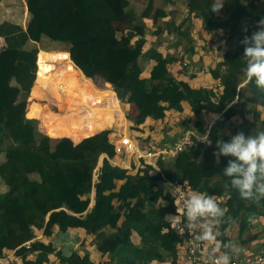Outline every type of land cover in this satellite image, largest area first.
Instances as JSON below:
<instances>
[{
	"label": "trees",
	"instance_id": "16d2710c",
	"mask_svg": "<svg viewBox=\"0 0 264 264\" xmlns=\"http://www.w3.org/2000/svg\"><path fill=\"white\" fill-rule=\"evenodd\" d=\"M259 1L244 4L234 0L222 16L192 1L190 11L204 19L205 30H226L237 41L236 52H226L224 60L212 71L224 87L221 94L175 81L167 69L174 59L161 56L154 57L158 65L152 70L151 78L140 77L138 62L142 51L133 48V35L118 37L136 21L129 0H27L30 18L26 29L10 22L0 24V38L6 43L0 53V153L5 152L6 156L0 164V178L8 187L0 194V257L10 250L23 258V264H45L50 255L58 257L62 264H94L89 254L81 256L73 252L67 256L52 242L33 241L34 228L51 237L58 226L62 233L81 228L95 236V246L99 253L109 257L108 264L162 262L166 255L176 261L182 238L172 227L176 206L169 183L186 185L191 191L205 193L215 200L226 198V214L217 237L223 243L230 242L226 233L231 221L240 222L241 234L248 230L249 217L256 219L263 214L264 199L259 204L241 199L231 188L229 178L223 175L229 158L216 159L213 153L218 150L216 142H230L229 137H216L210 145L196 142L172 159L159 160L157 168L142 166L145 174L136 180L106 158L97 181L93 180V174L102 155L115 157L105 130L116 128L114 112L120 113V100L137 108L136 118L129 119L136 126L148 118L162 120L169 110L182 112V103L187 102L197 117L203 112L240 116L243 123L232 125L236 134L243 132L247 137L264 131V121L258 125L246 119L251 113L248 104L259 98L264 100V92L254 81L242 85L246 61L241 41L257 30L256 24L264 17V11H259ZM153 10L150 0L141 18H150ZM156 16L165 18L166 13L157 10ZM245 27L247 32L243 30ZM134 29L136 34H144L143 25L138 24ZM173 31L183 38L188 36L180 27ZM44 38L69 44L68 52H40L36 44ZM143 41L140 37L137 42L141 45ZM97 78L112 84L114 90L108 85L100 90L93 82ZM157 82L163 85L150 86ZM246 88L256 96L244 101ZM45 93L54 94L61 101L78 98L81 104L77 111L63 114V121L57 116L47 119L46 135H43L37 121L42 109L36 99H44ZM236 101L237 105H232ZM74 113L79 120H74L76 117L71 115ZM63 134L75 141L96 136L74 146L68 138L58 139ZM210 135L211 129L209 139ZM168 163L172 164L171 170L164 166ZM151 170L156 172L154 180L149 175ZM121 180L125 183L118 187ZM153 182L158 189L151 188ZM93 188L95 204L88 211ZM161 199L166 205L157 207ZM169 215L171 221L167 220ZM134 233L141 238V245L132 242ZM31 254H37L36 260H27Z\"/></svg>",
	"mask_w": 264,
	"mask_h": 264
},
{
	"label": "rangeland",
	"instance_id": "374dc122",
	"mask_svg": "<svg viewBox=\"0 0 264 264\" xmlns=\"http://www.w3.org/2000/svg\"><path fill=\"white\" fill-rule=\"evenodd\" d=\"M22 0H5L4 4H0V22L2 20H9L10 23H17L20 25H23L27 27L29 16L24 12L22 9ZM130 1V7L129 9L131 12L135 14L136 21L134 23L130 24V30L125 31L124 33H119L118 37L121 39L123 36H130L133 35L131 38V44L133 45L134 49H140L142 51V57L140 58L142 62L148 63L149 60L156 61V67L158 65V61L156 60V56H161L162 59H174L170 64L176 62L177 68L176 71L170 75L175 79L177 82H185L189 84L186 81H183L179 78H175L174 76L177 75V69L179 70V73L186 72V67H183V64L185 61L190 62L191 71L192 68L193 71L197 70L195 64L196 62H203L205 63L206 60H211L209 66L211 70L206 69V73L203 75L200 74H193L190 78H202V79H210V81L213 83L209 85L208 88H199V89H208V90H215V93H219V89L224 90V87L222 85V82L219 79H215L212 75V71L217 68L218 64L220 62H216L218 59L220 61L224 60V55L228 51L236 52V39L231 36V34L223 29H219L216 31H207L205 30V23L204 19L201 16H198L197 12H191L190 7L192 5L193 0H153L154 10L152 13V16L148 19H142V13L147 7V4L150 0H129ZM200 7H203L205 9H208L211 7V4L213 0H196ZM242 3L246 4L250 2L251 0H240ZM1 2V1H0ZM234 4V0H225L224 7L218 14L219 16H222L224 11L232 6ZM259 5V11H264V0H261L258 2ZM164 11L166 13L165 18H158L156 16V11ZM84 18L83 16L80 17V20L82 21ZM151 20V21H148ZM141 24L144 26V34L138 35L136 34V25ZM181 31L187 32V37L183 38L178 34V32L173 31L174 28H179ZM151 35V36H150ZM153 35V36H152ZM140 37H143L144 41L140 45L137 41L140 39ZM154 38V39H153ZM154 41V42H151ZM55 43H61V42H54L50 39L44 38L41 43H39V48H41L43 51H48V53H66L67 51H64L65 49H59L58 46ZM63 45H67V48L69 47V44L67 43H61ZM37 45V44H36ZM37 45V46H38ZM158 45L161 46L160 49H163L164 52H159L155 47ZM32 45L31 47H33ZM98 47V46H97ZM51 50H61V51H51ZM168 50V51H167ZM50 51V52H49ZM167 51V52H166ZM173 53L171 54L168 53ZM170 55V57H169ZM193 60L195 62H193ZM192 63V64H191ZM138 65L140 66L139 62ZM146 65V64H145ZM143 65V67H145ZM167 64V69H168ZM214 66L215 68H211ZM143 68L142 66H140ZM153 67V69H154ZM206 67V66H205ZM207 68V67H206ZM224 69L220 70L223 71ZM142 71V69H141ZM169 71V70H168ZM196 73V71H195ZM142 74V73H141ZM175 74V75H174ZM141 77V76H140ZM142 78V77H141ZM93 80V79H92ZM94 84L100 89L105 90L107 88V85L114 90L113 85L110 83H105L104 80L101 78H97L96 80H93ZM219 82V83H217ZM246 83L244 82V77L242 78V85L244 86ZM163 84L157 83H150V86L152 87H158ZM208 85V84H207ZM33 89V88H32ZM27 98V108L29 106V98L31 96V92ZM196 89V88H194ZM78 92V91H77ZM46 97L44 99H36L39 102L37 105L39 106L41 110L39 116H38V128L43 133V135H46V128H47V119H52L53 117L57 116L60 118V121H63V114L72 113L74 111H77L79 109V105L81 104L80 99H75L73 97L72 101H61L57 99V96L50 93H45ZM254 95L250 89L246 88L243 91V100L246 101L247 99H250L254 97ZM52 97V98H51ZM46 98V99H45ZM19 102H21V99H19ZM122 108L127 113V118L130 120H133L136 118L138 114V110L135 107L134 104L127 103L126 100H121ZM232 105L236 106L237 101L234 102ZM231 105V106H232ZM183 107V103H182ZM191 107V106H190ZM248 109L251 110V113H248L246 115V119L250 122H257L258 125L264 121V100L263 98H259L258 101L252 102L248 104ZM170 111V110H169ZM184 111V110H183ZM182 111V112H183ZM80 112V111H79ZM174 115L173 117L170 116V114L167 116L168 124H171V127L168 128L167 126H161L158 133L162 134V137L159 139L161 143L168 144L177 138L180 137V131L184 127V129L188 128L189 125L188 122L191 123L194 119L197 121L196 126L194 123L190 124V127L194 126L195 128H198L199 130H202L204 132H207L211 129V135H210V141L214 138L218 137H229L230 139L236 135L235 130L232 128V125H240L243 123V119L239 116L236 117H230L228 113H225L223 115L221 114H214L209 112H203L200 117L195 116L193 113L190 115L189 113L184 115ZM259 114V117H255V113ZM125 113V112H124ZM73 115V118L76 117L74 120H79V116H77L75 113L71 114ZM194 117L193 120L190 118ZM166 118V117H165ZM35 120V118H33ZM48 120V121H49ZM89 120H92L89 118ZM27 122V121H26ZM151 128V125H149L146 128ZM110 127L109 130H105L108 132V138L110 143L113 136H118V134H115L119 131H112ZM138 129V128H137ZM153 129H156V127H153ZM104 132V131H103ZM102 132V133H103ZM143 132V131H142ZM199 132V131H198ZM101 134V133H100ZM99 135V134H97ZM61 138H68L66 134L62 135ZM96 135L84 137L80 139L79 141L72 140L71 138H68L72 141L74 146L82 143L84 140L89 139L91 137H94ZM56 139V140H58ZM141 139V138H140ZM10 141L7 142V144ZM6 160L5 152L0 153V164ZM104 158L100 157L99 163L97 165V168L94 170L93 174V180L97 181L98 173L100 169L98 167H102ZM101 165V166H100ZM167 170H171L172 164L168 163L164 165ZM146 169V168H145ZM145 174V170L142 167H138L136 169H133L132 171H127V175L129 177H133L134 180H136L139 176H142ZM150 178L152 180L156 179V172L152 171L149 173ZM31 178L36 179L37 177L35 175H31ZM123 183H125V180L118 181L117 185L120 187ZM156 182H153L152 189H158L156 186ZM8 190V187L6 186L4 180L0 178V194L6 192ZM95 188H93V191L90 195L91 198V204L88 209V211L94 206L95 204ZM223 203V202H222ZM157 207L165 206L166 201L161 199L159 202H157ZM172 216H167V220L171 221ZM234 222V221H233ZM55 229V228H54ZM71 229H78V228H71ZM69 231V230H68ZM67 231V232H68ZM34 234L35 239L33 241H42L44 243H54L56 248L58 250H61L65 255L70 256L73 252H78L81 256H84L85 254H89L91 257V260L94 262V264H108L109 257L107 255H102L98 252L97 248L94 247L95 245V236L92 235L90 238H86V235L84 234H76L74 231L71 232V234L65 235L66 233H57L53 230V234L51 237L44 236L43 231L40 229L34 228ZM89 235V234H88ZM132 242L135 245H141V238L137 233H134L132 237ZM30 243H28L29 245ZM10 250H5L3 252V256L7 255ZM231 254V253H230ZM2 256V257H3ZM6 257V256H5ZM18 257V256H16ZM21 259L23 264V258L18 257ZM37 258V254H31L27 256V260L34 261ZM11 261V260H10ZM9 264H15L13 260ZM45 264H62L58 257L55 255L49 256V261ZM139 264H144L143 261H141ZM147 264H176V261H173V258L169 255H166L164 261H151Z\"/></svg>",
	"mask_w": 264,
	"mask_h": 264
},
{
	"label": "clouds",
	"instance_id": "9594fccd",
	"mask_svg": "<svg viewBox=\"0 0 264 264\" xmlns=\"http://www.w3.org/2000/svg\"><path fill=\"white\" fill-rule=\"evenodd\" d=\"M224 2L225 0H213L210 12L218 15ZM256 29L250 37L245 36L241 41L246 61L243 69L244 82L254 81L256 87L264 92V17L260 18ZM243 30L247 32L246 27ZM200 139L201 142L211 144L208 133ZM216 149L218 150L213 153L216 159L220 156L229 158L223 175L229 178L231 188L238 192L241 199L259 204L264 199V131L247 137L243 132H237L230 142L218 140ZM173 190L178 191L179 188L173 187ZM181 197L183 198V193ZM225 214L226 210L212 196L200 192H193L183 198L182 206L176 207L175 226L180 231H197L202 243L213 245L209 253L211 264H231L233 255L239 252L235 244L223 243L217 238L218 226ZM249 222L255 223V218L250 216Z\"/></svg>",
	"mask_w": 264,
	"mask_h": 264
},
{
	"label": "built area",
	"instance_id": "2783aa9c",
	"mask_svg": "<svg viewBox=\"0 0 264 264\" xmlns=\"http://www.w3.org/2000/svg\"><path fill=\"white\" fill-rule=\"evenodd\" d=\"M183 67H186V71H191L190 62L185 61ZM200 73L205 74V70H201ZM114 113L117 121L114 125L122 126L125 124V117L122 110L120 109V113L118 111H115ZM120 115H122V117H120ZM209 132L210 130L201 134L194 126L190 127L189 124V127L183 131L181 137L176 142L163 147H156L152 145L153 143H148L143 146V144H140L137 139H134L125 133L120 135L113 143L115 157L111 159L106 154L102 156H106L105 158L108 159L111 165L127 171H132L133 169L146 165H151L157 168L159 160H168L176 157L184 150L192 147L196 142H201L200 138L206 133H208L209 139ZM173 187H178L179 190L174 191ZM169 189L172 190L174 204L176 207L182 206L183 198H187L193 193L188 186L177 183H169ZM181 193H183V198L181 197ZM215 201L221 208L226 210L223 198H217ZM220 224L218 226L219 232ZM175 225H177L176 215L172 219V227L182 238V243L178 246L179 252L176 264H211L209 253L213 245L202 243L198 239L197 231H180L179 227ZM231 264H264V246L259 249L257 255H255L252 259L239 256L237 258H233Z\"/></svg>",
	"mask_w": 264,
	"mask_h": 264
},
{
	"label": "crops",
	"instance_id": "0c3cea01",
	"mask_svg": "<svg viewBox=\"0 0 264 264\" xmlns=\"http://www.w3.org/2000/svg\"><path fill=\"white\" fill-rule=\"evenodd\" d=\"M0 4L3 5L5 0H0ZM22 9L24 10V12L29 16V13H28V7H27V0H22ZM30 18V16H29ZM148 21H151V20H148ZM3 22H10L9 20L5 19V20H2L0 22V24H2ZM13 23V22H11ZM13 24H17V23H13ZM17 25H20V24H17ZM22 27H24L26 29L25 26L21 25ZM151 36V35H150ZM153 36V35H152ZM154 39V38H153ZM151 42H154V41H151ZM59 49H65L64 51H67L69 50V47L67 48V45H63L61 43H55ZM33 44H30V47L32 46ZM38 45V44H37ZM161 46L163 45H158L156 46L155 48L159 51V52H164V47L163 49H160ZM39 47V45H38ZM6 48V43H5V40L3 38H0V49H5ZM43 50L40 48V52H42ZM51 51H61V50H51ZM168 51V50H167ZM166 51V52H167ZM45 52H48V51H45ZM50 52V51H49ZM168 54H172L173 53H168ZM170 57V55H169ZM202 61V60H201ZM196 62L194 63L196 68H198L195 73V71H193L194 69L192 68V71L188 72H184V73H179V70L181 69H177L178 71L176 72L177 75L174 76L175 78H179L183 81H186L189 83V85L192 87V88H196V89H199V88H208L209 85L213 84V83L210 81V79H202V78H190L191 76H193V74H200V75H203L201 74V70H211L210 69V62L211 60H206L205 63L203 62ZM193 62H195L193 60ZM216 62H222L220 61V59H218ZM139 64L140 66L143 67V65H145V67L141 68L142 69V74H141V77L143 79H147L149 80L151 78V73H152V70H153V67L157 64L156 61L154 60H149L148 63L146 62H142L141 59L139 60ZM177 64L176 62L172 63V64H169L168 65V70L169 72H171L172 74L176 71V68H177ZM192 64V63H191ZM207 68H206V67ZM212 69L215 68L214 66L211 67ZM206 73V72H205ZM175 75V74H174ZM159 84H163V82H158ZM219 83V82H217ZM208 84V85H207ZM111 86V85H110ZM219 93L218 94H221L223 93V89L221 87V89H219ZM215 91V90H214ZM116 93V92H115ZM118 97L117 93H116V98ZM118 99V98H117ZM120 107H121V110H122V113L124 114V117H125V124H123L122 126L120 125H115L116 128H111L113 129L112 131H119V132H116L115 134H118L119 136L122 135V134H125L127 133L130 137L134 138V139H137L139 141L140 144H143V143H147V142H152L153 144H162L159 139L162 137V134L161 133H158L159 130H160V127L161 126H167L168 122H170L168 120V115L170 114L171 117H173L174 115L177 116V113L175 110H170L167 112V116L166 118L162 119V120H156V119H152V118H148L144 124L140 125V126H136L133 122H131L128 118H127V113L125 110H123L122 108V104L120 102ZM183 112L182 113H178V115H186V114H190L192 115L193 113L191 112V107L189 105V103L187 102H184L183 103ZM125 112V113H124ZM236 117V116H235ZM240 117V116H239ZM194 117H191L190 119L193 120ZM38 121V120H37ZM196 120L194 119L193 121H191V123H187L188 125L189 124H192L194 123L195 124ZM149 125H151V128H146L148 127ZM168 128L171 127V124L169 123L168 124ZM153 127H156V129H153ZM138 128V129H137ZM110 129V128H109ZM108 129V130H109ZM184 127L181 129L180 131V134L183 133L184 131ZM143 131V132H142ZM181 137V135H180ZM179 137V138H180ZM141 138V139H140ZM177 138V139H179ZM118 139V136H113L112 137V140L111 142L114 143V141H116ZM145 141V142H144ZM173 142V141H172ZM170 142V144L172 143ZM106 156H102L101 158H104L105 159ZM3 163V162H2ZM101 166V165H100ZM100 169V167H98ZM224 199V201L226 202V198L225 197H222ZM234 221V222H233ZM231 221L228 229H227V236L229 237L230 239V242L235 244L237 246V248L239 249V252L238 254H234L233 257L237 258V257H246V258H253L255 255H257L259 249L261 247L264 246V210H263V214L256 217L255 219V223H251L248 230H246L243 234H241L240 232V222L238 220H233ZM55 232L57 233H60L59 231V228L58 226L55 227L54 229ZM74 231L76 234H84L86 235V238H90L92 237V235H88L86 233V231L84 229H81V228H78V229H69L68 232H66L65 235H68V234H71V232ZM94 247L96 248V246L94 245ZM224 250V249H222ZM6 256V257H5ZM13 260V262H15V264H21L22 261L20 258L16 257L15 255V252L14 251H9L7 255H4L3 257H0V264H9L11 261Z\"/></svg>",
	"mask_w": 264,
	"mask_h": 264
},
{
	"label": "water",
	"instance_id": "95a60500",
	"mask_svg": "<svg viewBox=\"0 0 264 264\" xmlns=\"http://www.w3.org/2000/svg\"><path fill=\"white\" fill-rule=\"evenodd\" d=\"M5 49H0V53L3 52ZM40 54V53H39ZM39 54H38V57H39ZM39 60V59H38ZM38 60H37V63H38Z\"/></svg>",
	"mask_w": 264,
	"mask_h": 264
}]
</instances>
